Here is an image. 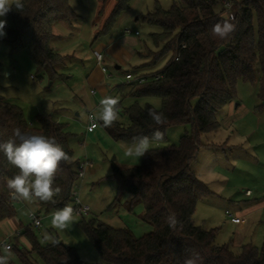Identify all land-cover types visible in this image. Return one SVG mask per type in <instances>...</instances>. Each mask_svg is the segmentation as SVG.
Listing matches in <instances>:
<instances>
[{
	"label": "trees",
	"instance_id": "1",
	"mask_svg": "<svg viewBox=\"0 0 264 264\" xmlns=\"http://www.w3.org/2000/svg\"><path fill=\"white\" fill-rule=\"evenodd\" d=\"M132 1L99 0L93 43L111 33ZM225 1L233 4L237 27L221 40L211 29L227 17ZM21 2L20 13L14 9L4 17L7 25L2 40L9 45L11 55L27 50L40 75L64 80L66 75L58 67L65 66L67 55L52 45L59 37L56 25L68 23L78 30L83 16L72 0ZM143 20L159 28L152 33V40L160 49L138 52L142 63L134 70H143L145 81H127L115 87L122 99L132 98L129 105L118 104L129 123L117 120L111 127H104L100 122L114 140L127 144L141 136L151 139L157 128L164 133L160 140L164 141L170 127L191 126V133H184L179 144L149 149L139 164L124 165L116 157L111 159L110 177L117 181L113 205L128 195L124 202L128 212L134 213L142 204L141 218L153 229L138 237L127 226L116 227L83 215L79 224L101 257L100 262L88 263L74 246L59 238L54 239L56 243L42 242L32 225L21 226L12 242L10 264H185L189 259L195 264H264V241L260 249L246 243L236 250L231 243L217 242L216 228L196 223L198 201L213 192L190 168L200 150V135L220 128L217 113L235 99L240 79L258 82L264 103V0H174L167 9L157 4L143 15ZM169 54L165 64L157 68ZM146 97L160 98V108L148 103L142 106L139 99ZM149 109L163 112L166 123L156 125L148 116ZM36 121V126L29 124L23 109L0 95V143L15 139L13 130L20 128L55 138L70 157V162H61L54 181L59 193L48 202L37 199L39 204L48 212L72 207L80 164L70 144L73 134L64 123L49 116L39 114ZM17 173L18 169L0 152V222L16 216V199L9 194L7 180ZM169 213L178 220L174 228L166 222Z\"/></svg>",
	"mask_w": 264,
	"mask_h": 264
},
{
	"label": "rangeland",
	"instance_id": "2",
	"mask_svg": "<svg viewBox=\"0 0 264 264\" xmlns=\"http://www.w3.org/2000/svg\"><path fill=\"white\" fill-rule=\"evenodd\" d=\"M73 1L86 5L87 0ZM173 2L174 0H133L130 10L119 17L107 37L113 35L134 41L144 52L150 49L159 51L160 48L156 47L152 40V33L158 32L159 28L145 22L143 15L152 11L157 4L167 9ZM112 5L113 1L109 2L105 16ZM82 16L85 20V15ZM126 27L132 32L127 33ZM135 30L140 34L135 35ZM75 36H79L78 32ZM4 37H0V95L20 106L29 124L36 126V118L41 114L64 123L66 130L73 134L70 144L75 157L81 163L88 162L92 169L83 178H79L75 189L80 199L91 207L86 218L97 217L116 227L128 223L129 228L138 237L150 232L153 226L141 218L142 204L135 208L134 213L128 212L124 204L128 195H125L120 204L113 205L117 181L110 177L113 157L124 165L139 164L142 157L131 161L133 157L125 156L126 149L133 144L114 140L99 120V128L94 133L87 132L88 113L92 111L95 114L100 105L98 95L91 94L85 83L93 65L97 64L95 46L99 40L93 43L92 35L89 39L81 35L78 41L67 49H58L56 42L60 39L54 40L52 45L61 54L68 56L65 66L58 67L66 78L51 80L49 76L38 73L27 50L11 55L9 45L2 40ZM170 55L162 59L157 68L162 67ZM104 64L107 66L111 88L109 95L118 97L121 106L129 105L132 98L122 99L115 87L128 81L126 72L132 68L123 66L118 71L119 74L114 75L115 63L104 60ZM259 92L258 82L252 83L241 79L238 81L235 99L217 113L220 128L215 132L200 135V150L190 165L191 170L213 192L198 201L196 223L209 229L216 228L217 242L231 243L236 250L246 243H252L260 249L264 241V103ZM79 93L90 97L92 103L98 100V105L93 107L86 101L85 105L82 104L83 101L76 95ZM139 102L142 106L147 103L156 108L161 106V99L158 97L142 98ZM118 109V120L129 123L128 118L121 113L120 106ZM191 130L189 124L172 126L168 130L166 140L150 139L149 149L179 144L182 135L186 132L191 133ZM247 190H251L253 194L247 196L245 194ZM14 205L15 218L22 222V227L32 225L42 242H51L59 238L77 248L84 261L88 263L101 261L99 252L79 224L82 216L74 213V223L68 229L60 231L51 225L52 214L56 210L48 212L37 199L34 198L31 202L15 200ZM31 211L40 214L42 218L40 227L33 225L29 217ZM227 211L241 217L242 223H233ZM10 226L0 227V243L8 238L6 231L12 228ZM46 234L51 239H45ZM9 241L14 242V237ZM37 260L41 263L38 258ZM15 261L17 262L16 259Z\"/></svg>",
	"mask_w": 264,
	"mask_h": 264
},
{
	"label": "clouds",
	"instance_id": "3",
	"mask_svg": "<svg viewBox=\"0 0 264 264\" xmlns=\"http://www.w3.org/2000/svg\"><path fill=\"white\" fill-rule=\"evenodd\" d=\"M21 12L23 4L21 0H0V17L14 10ZM6 19H0V37L6 36ZM235 17L228 15L213 25L211 31L214 36L221 40L227 39L236 30ZM119 98L110 95L100 100L98 111L88 116L93 121L92 128L96 127V120L102 121L104 127H111L119 118ZM148 116L156 125H164L166 117L163 112L149 109ZM15 139H9L0 143V152L4 154L7 161L18 169V173L7 180V188L12 199L31 202L34 198L39 201L48 202L58 194L60 189L54 188V181L60 169L61 162H70L68 153L56 141L55 138L43 134H31L20 128L13 130ZM164 133L157 128L152 133L151 141H160ZM18 141V143H17ZM150 138L141 136L134 139L132 146L125 151V156L141 158L148 153ZM75 220L74 209L65 206L52 214L51 225L54 229L63 231L68 229ZM166 222L170 227H175L178 220L174 213H169ZM45 239H51L45 235ZM53 243H56L53 240ZM12 247L8 243H0V264H10ZM185 264H195L192 259L186 260Z\"/></svg>",
	"mask_w": 264,
	"mask_h": 264
},
{
	"label": "crops",
	"instance_id": "4",
	"mask_svg": "<svg viewBox=\"0 0 264 264\" xmlns=\"http://www.w3.org/2000/svg\"><path fill=\"white\" fill-rule=\"evenodd\" d=\"M72 3L75 9L81 15L82 14L85 15V20H84L85 22L83 21L82 23L83 25L81 24L82 26H79L78 30H74L75 29L74 25H70L68 23H63V22L58 23L56 25V32L59 34L58 39H60L59 42L58 41L56 42L57 44L56 46L58 49H64V48L67 49L68 47L73 46L74 43L78 41V37H80L81 35H83L84 38L86 37V39H89L91 35L92 36L94 35L95 32L94 20L96 21L97 18L99 0H87L86 5H81L79 4V2H74V1ZM72 31L74 32L72 33ZM76 31L78 32L79 35L78 37L75 36V33H77ZM135 35L137 34L135 33ZM107 36H103L99 39V43L95 46V52L100 51L104 53L105 61H107L108 63L110 62L115 63L116 73H114V75L119 74L118 71L122 69L123 66L126 67L130 66L129 68L132 69L128 70L129 72L134 71L135 74L143 73L144 72L143 70H139V71L134 70V67L142 63V59L138 56V52L142 51V49H139L138 47L139 45L134 41L124 40L123 37H117L113 35L110 37ZM66 55L68 56V54ZM117 65L120 67L117 68ZM85 83L90 88V93L94 95L97 94L100 100L104 96L109 95L111 93L110 82H108V71H103L101 65H99L98 62L97 64L93 65V68L86 77ZM92 90H94V92H92ZM76 95L81 101H83L81 103L84 105L86 101V102H90L91 106L95 107L98 105V102L100 101L97 100L96 102L92 103L91 101L92 99L87 95L82 93ZM99 126L94 131L89 132L87 130V132L94 133L99 128ZM136 159L138 158L133 157L131 161H136ZM91 170H92L91 165L88 164L86 167L85 174L90 173ZM240 223H242V221ZM240 223H235V224H240ZM2 225H8V226L11 225L10 227H12L9 228L8 231H6L8 241L9 239H11V237L12 238L15 237L18 231L21 232L22 222L20 220L18 221L15 217L10 219H5L4 221L0 222V227ZM124 226L129 227L128 223L124 224ZM20 239L23 241L24 237H21Z\"/></svg>",
	"mask_w": 264,
	"mask_h": 264
},
{
	"label": "built area",
	"instance_id": "5",
	"mask_svg": "<svg viewBox=\"0 0 264 264\" xmlns=\"http://www.w3.org/2000/svg\"><path fill=\"white\" fill-rule=\"evenodd\" d=\"M225 9H226L225 12H226L227 16L228 15L234 16L233 4L231 1H225ZM125 31L127 33L132 32V30L129 27H126ZM135 33L137 35L140 34L139 31H135ZM95 55H96V60H97L98 64L101 65L103 71H107V66L104 64V60H105L104 59L105 58L104 53H102L100 51H96ZM176 59H178V56H176ZM126 78L128 81L143 82L147 79V76L145 74H141V73L134 74V73L128 71V72H126ZM92 92H94V90H92ZM90 115H94V113L92 111H89L88 116H90ZM92 123H93V121L88 120L87 130L89 132L94 131L99 126L98 120L95 121V123H96L95 128H92ZM87 165H88V162H82V163L80 162L79 167H78L79 178H83L85 176ZM252 194H253V192L251 190L246 191L247 196H251ZM72 207L74 209V213L79 215V216L88 215L91 211V207L88 204L84 203L80 199V197L78 196V194L76 192H75L74 201L72 203ZM226 213L230 216V219L232 222L240 223L242 221L241 217L235 216L230 211H227ZM29 217H30V219H31V221L35 227H40L42 225V218H41L39 213L31 211L29 213ZM18 234H20L19 231L17 232V235ZM2 243H8L12 247V243L8 241V238L6 240H4Z\"/></svg>",
	"mask_w": 264,
	"mask_h": 264
},
{
	"label": "water",
	"instance_id": "6",
	"mask_svg": "<svg viewBox=\"0 0 264 264\" xmlns=\"http://www.w3.org/2000/svg\"><path fill=\"white\" fill-rule=\"evenodd\" d=\"M120 66L117 65V68H119Z\"/></svg>",
	"mask_w": 264,
	"mask_h": 264
}]
</instances>
